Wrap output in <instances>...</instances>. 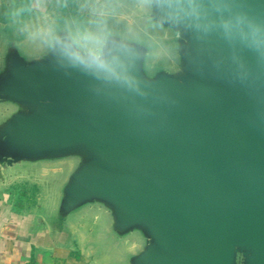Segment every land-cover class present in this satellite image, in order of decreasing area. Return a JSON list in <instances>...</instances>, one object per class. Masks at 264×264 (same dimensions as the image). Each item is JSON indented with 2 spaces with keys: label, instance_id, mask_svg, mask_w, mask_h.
Masks as SVG:
<instances>
[{
  "label": "water",
  "instance_id": "obj_1",
  "mask_svg": "<svg viewBox=\"0 0 264 264\" xmlns=\"http://www.w3.org/2000/svg\"><path fill=\"white\" fill-rule=\"evenodd\" d=\"M89 264H264V0H0V227Z\"/></svg>",
  "mask_w": 264,
  "mask_h": 264
},
{
  "label": "crops",
  "instance_id": "obj_2",
  "mask_svg": "<svg viewBox=\"0 0 264 264\" xmlns=\"http://www.w3.org/2000/svg\"><path fill=\"white\" fill-rule=\"evenodd\" d=\"M39 0H29L33 3ZM24 187V185H18ZM15 189V190H16ZM32 194H23L19 196L14 191V201L16 205L13 208V215L0 227V264H89L85 261L82 239L80 246L72 251H56L49 248H40L36 252L29 253L24 250L20 243L19 215L25 206L35 203V188H26Z\"/></svg>",
  "mask_w": 264,
  "mask_h": 264
},
{
  "label": "flooded vegetation",
  "instance_id": "obj_3",
  "mask_svg": "<svg viewBox=\"0 0 264 264\" xmlns=\"http://www.w3.org/2000/svg\"><path fill=\"white\" fill-rule=\"evenodd\" d=\"M28 190L24 187H18L16 190H15V193L18 194L19 196H22L23 194H27ZM29 194H32L33 191H30L28 192ZM24 196V195H23Z\"/></svg>",
  "mask_w": 264,
  "mask_h": 264
}]
</instances>
